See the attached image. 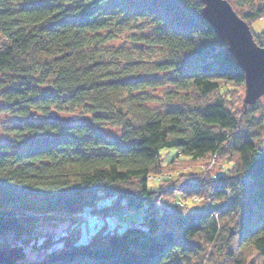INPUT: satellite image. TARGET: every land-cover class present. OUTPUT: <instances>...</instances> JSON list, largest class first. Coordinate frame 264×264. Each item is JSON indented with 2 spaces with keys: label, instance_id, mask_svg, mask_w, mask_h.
<instances>
[{
  "label": "trees",
  "instance_id": "trees-1",
  "mask_svg": "<svg viewBox=\"0 0 264 264\" xmlns=\"http://www.w3.org/2000/svg\"><path fill=\"white\" fill-rule=\"evenodd\" d=\"M203 5L0 0V113L16 117L0 121V247L36 253L14 264H264V94L240 108L244 71ZM232 5L264 14V0ZM152 73L168 75L164 109L147 103ZM75 112L86 120L60 118ZM164 146L179 150L167 163ZM215 162V175L183 170ZM124 207L142 220L79 240L87 208ZM60 218L61 232L43 228Z\"/></svg>",
  "mask_w": 264,
  "mask_h": 264
},
{
  "label": "rangeland",
  "instance_id": "rangeland-1",
  "mask_svg": "<svg viewBox=\"0 0 264 264\" xmlns=\"http://www.w3.org/2000/svg\"><path fill=\"white\" fill-rule=\"evenodd\" d=\"M232 4L234 3V0H229ZM235 8V7H234ZM250 25L252 28V31L255 34H260L264 31V14H262L259 17H256L253 20H250ZM124 38V34L121 35V37L118 38V42L120 39L122 40ZM123 41V40H122ZM116 40H115V44H116ZM170 75V74H169ZM152 77H155L157 81H160L156 86L154 87H149V93H151L152 95V99L148 100V104L155 108V109H164V102H163V95L165 94V92H167L170 88V84L167 83L168 80H166L165 77H168L163 75L162 73H152L151 74ZM246 94V85L243 87L242 89V93H241V100L239 101V106L240 108H244V110H247V108H245L244 106V96ZM261 102L257 103L258 107H260V109L263 108V103H264V95L261 97ZM260 114V113H259ZM15 116H11L7 113H0V121L2 122L1 125L2 127L4 126H10L13 123V119H15ZM60 118L65 121V122H75L77 120L79 121H83L86 120L85 118H82L80 116L79 112H75V113H62ZM103 131L107 134V136L110 137H118L119 136V131L114 128L111 127L109 125H104L102 126ZM255 130V128H251L249 131H245V135L248 136L251 132H253ZM7 136H9L8 132L5 131H1L0 132V140L6 139ZM179 153V150L176 146H164L161 148V159L163 163H167L169 162L171 159H173L177 154ZM208 161V160H207ZM214 164V165H213ZM219 162H215V163H210V164H202L201 166H192L189 165L187 167H185L183 170L184 171H190V170H200L202 171L204 174L206 175H215L216 172H218L220 169L218 167ZM159 184V179L158 180H154V179H150L149 181V186L150 188H155L157 187ZM111 201L110 198L104 197L103 199L100 200V205H103L105 203H109ZM208 202V201H206ZM205 200L197 197L195 199H192L189 201V203L191 204V206H197V207H202L206 204ZM98 209H101V207L99 206ZM127 212L123 213L122 211H110L108 214L107 212L103 213L102 210L99 211H93L92 208H87L82 214L84 215V217L86 219H84L82 221V232L81 235L79 237L80 241H87L90 237V235L97 229L98 226H100L102 223L104 222H108L110 227H115L116 230L118 231H122L126 228V226H128L129 224L132 223H136L137 224L142 220V216L144 215V213H139L134 209H131L129 207L126 208ZM96 213V214H94ZM45 221L43 222V228L45 230H53L57 233L61 232L66 226L68 222H65L63 220H52V221ZM26 250V249H25ZM36 253L33 251H27L26 250V256H35Z\"/></svg>",
  "mask_w": 264,
  "mask_h": 264
},
{
  "label": "water",
  "instance_id": "water-1",
  "mask_svg": "<svg viewBox=\"0 0 264 264\" xmlns=\"http://www.w3.org/2000/svg\"><path fill=\"white\" fill-rule=\"evenodd\" d=\"M204 17L225 41L245 74L244 106L264 94V46L255 40L251 25L229 0H202ZM26 256L23 245L0 247V264H14Z\"/></svg>",
  "mask_w": 264,
  "mask_h": 264
},
{
  "label": "built area",
  "instance_id": "built-area-1",
  "mask_svg": "<svg viewBox=\"0 0 264 264\" xmlns=\"http://www.w3.org/2000/svg\"><path fill=\"white\" fill-rule=\"evenodd\" d=\"M154 178H157L156 175L154 176ZM124 213H126L125 210H124Z\"/></svg>",
  "mask_w": 264,
  "mask_h": 264
}]
</instances>
